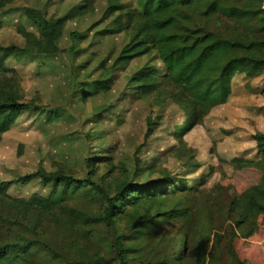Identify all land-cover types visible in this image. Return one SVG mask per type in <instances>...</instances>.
I'll use <instances>...</instances> for the list:
<instances>
[{"label":"trees","instance_id":"1","mask_svg":"<svg viewBox=\"0 0 264 264\" xmlns=\"http://www.w3.org/2000/svg\"><path fill=\"white\" fill-rule=\"evenodd\" d=\"M90 3L80 1L56 18L30 8L18 9L36 25L37 32L17 26L23 46L0 45V141L22 114L43 110L33 102L22 101L17 71L7 66L8 60L35 56L52 59L61 52L59 45L67 23L92 12ZM135 3L132 8L118 0H107L100 20L83 32H68L66 52L70 66L77 70L71 77L75 80L73 98L83 101L108 93L114 74L142 62L127 76L129 95L133 99L151 97L150 104L156 108L167 101L179 107L185 119L174 134L181 140L213 112H221L217 121L230 117L228 101L238 95L232 89L233 78H241V84H236L239 88L243 82L248 86L264 77V0ZM118 34L124 35L120 49L110 48L93 65L98 55L87 49L94 47L97 39ZM83 42L85 48H81ZM98 71L99 75L90 80ZM108 108H94L93 117L99 118ZM49 114L53 118L60 115L53 109ZM152 116L151 112L146 118L144 140L158 127L159 116ZM251 138L259 159L235 157L231 163L258 170L262 180L229 201L230 223L222 233L212 221L207 222L210 229L197 218L199 211L194 210L191 198L206 193L198 187L210 173L189 183L187 178L200 167L191 156H186L185 165L191 169L184 177L164 171L156 178L135 181L140 176L135 167L131 179L126 174L118 180L99 175L96 163L103 160L102 164H107L109 160L92 155L84 160V179L38 169L13 180H0V264H243L235 253L234 239L238 233L243 239L252 236L257 217L264 215V133ZM145 171L153 172V167ZM34 180L51 185L46 197L33 194L15 198L7 193L13 185ZM77 199L95 201L97 211L86 213L70 205ZM167 223L179 224L175 233L166 229L158 233ZM80 240L83 244L77 243Z\"/></svg>","mask_w":264,"mask_h":264},{"label":"rangeland","instance_id":"2","mask_svg":"<svg viewBox=\"0 0 264 264\" xmlns=\"http://www.w3.org/2000/svg\"><path fill=\"white\" fill-rule=\"evenodd\" d=\"M80 1L83 0H0V45L23 46V39L16 32L17 26L37 32L36 25L22 16L18 9L30 8L43 12L47 18H56ZM89 1L93 11L78 21L74 19L67 23L59 45L61 52L52 59L35 56L34 59H9L7 62L8 67L17 71L22 101L33 102L43 110L22 114L2 136L0 180H13L38 169L60 171L84 179V160L92 155L97 159L103 157L109 160L107 164H102L103 160L96 163L99 175L108 174L118 180H122L126 174L131 179L135 167L140 175L134 178L135 181L156 178L164 171L172 176L184 177L191 169L185 165L186 156H191L193 163H199L200 167L187 178L189 183L194 179L198 181L201 174L210 173L206 182L198 187L199 191L206 193L191 198L194 210L199 211L197 218L206 228L210 227L208 220L212 221V226L222 233L230 223L227 220L229 201L262 180L258 170L238 168V163L233 164L231 160L235 157L253 161L259 159L252 152L255 144L249 133L264 132V77L260 82H254L253 88L247 86L241 96V103L247 102L243 109L249 106L256 117L244 115L245 111H242V120L236 122L227 117L225 121H217L221 112H213L215 119L210 120L209 117L213 116L210 114L201 125L183 135L181 140L174 134L176 129L183 126L185 119L179 107L167 101L161 108H156L150 104L151 97L133 99L129 95L127 76L142 62H135L127 70L114 74L108 93L97 94L83 101L73 98L71 93L75 80L71 77L77 70L70 66V57L66 52L68 32H83L91 23L100 20L107 3V0ZM118 1L136 7L135 0ZM123 42V34L97 39L96 45L87 49L98 55L93 65L110 48L118 51ZM85 47L86 42H83L81 48ZM156 65L161 68L158 63ZM99 73H94L90 80ZM88 80L85 79V82ZM106 105L109 106L106 112H102L99 118L93 117L94 108ZM51 109L60 115L53 118L49 114ZM151 112L153 118L159 116L158 127L151 137L144 140L145 121ZM148 166L153 167V172L145 171ZM51 189V185H42L34 180L24 185H13L7 193L15 198H28L33 194L46 197ZM70 205L86 213L98 209V204L89 199L73 200ZM178 225L167 223L158 233L165 229L171 234L175 233ZM52 235L56 236V233L52 232ZM238 235L233 243L237 258L243 264H264V215L257 217L256 231L252 236L243 239L241 234ZM56 238L51 241L60 251ZM77 243L83 244V241Z\"/></svg>","mask_w":264,"mask_h":264},{"label":"crops","instance_id":"3","mask_svg":"<svg viewBox=\"0 0 264 264\" xmlns=\"http://www.w3.org/2000/svg\"><path fill=\"white\" fill-rule=\"evenodd\" d=\"M241 78L240 77H238V78H233V80H232V89H234V91H235V89H236V92L238 93V97H236V100L235 99H230L229 101H228V106H229V109H228V113H230L229 115H230V117L231 118H233V120H235L236 122L238 121V120H242V118L240 117V116H242L243 115V112L242 111H245V114L244 115H250V116H252L253 118L254 117H256V113H254L253 111L252 112H250V107L249 106H247V108H246V110H244L243 108H244V105L247 103H245V101H244V104H242L241 103V96L243 95V93H244V90L245 89H247L246 87H247V84H246V82H243L242 84V86H240L239 88L237 87V85L236 84H238V83H240L241 84V82L239 81ZM261 81V78H257V79H254V80H252L249 84H248V86L250 85L251 86V88H253L254 86H255V83L254 82H260ZM246 84V85H245ZM244 86V87H243ZM233 93V92H232ZM247 95V94H246ZM234 97V96H233ZM247 101V100H246ZM262 116V115H261ZM246 118V117H245ZM245 120V122H246V119H244ZM245 128L247 129V127L245 126ZM252 132V131H251ZM262 133H264V132H262ZM249 134H252V135H254L255 133H249ZM254 146V145H253ZM253 146H252V149H253ZM253 152V151H252Z\"/></svg>","mask_w":264,"mask_h":264}]
</instances>
